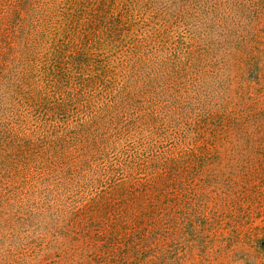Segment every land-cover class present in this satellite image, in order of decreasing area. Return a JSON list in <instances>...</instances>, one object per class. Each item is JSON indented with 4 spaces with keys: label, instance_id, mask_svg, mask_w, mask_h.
Returning <instances> with one entry per match:
<instances>
[{
    "label": "trees",
    "instance_id": "trees-1",
    "mask_svg": "<svg viewBox=\"0 0 264 264\" xmlns=\"http://www.w3.org/2000/svg\"><path fill=\"white\" fill-rule=\"evenodd\" d=\"M0 264H264V0H0Z\"/></svg>",
    "mask_w": 264,
    "mask_h": 264
}]
</instances>
